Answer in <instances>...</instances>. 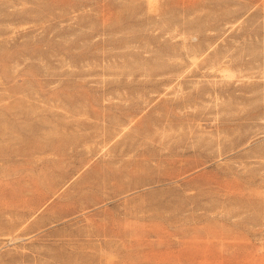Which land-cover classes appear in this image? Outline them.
Segmentation results:
<instances>
[{"label":"rangeland","instance_id":"rangeland-1","mask_svg":"<svg viewBox=\"0 0 264 264\" xmlns=\"http://www.w3.org/2000/svg\"><path fill=\"white\" fill-rule=\"evenodd\" d=\"M0 264H264V0H0Z\"/></svg>","mask_w":264,"mask_h":264}]
</instances>
